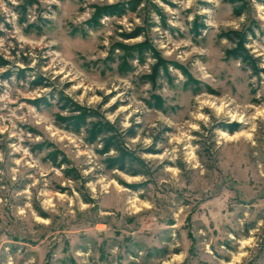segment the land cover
I'll use <instances>...</instances> for the list:
<instances>
[{"label": "rangeland", "instance_id": "rangeland-1", "mask_svg": "<svg viewBox=\"0 0 264 264\" xmlns=\"http://www.w3.org/2000/svg\"><path fill=\"white\" fill-rule=\"evenodd\" d=\"M0 264H264V0H0Z\"/></svg>", "mask_w": 264, "mask_h": 264}, {"label": "trees", "instance_id": "trees-1", "mask_svg": "<svg viewBox=\"0 0 264 264\" xmlns=\"http://www.w3.org/2000/svg\"><path fill=\"white\" fill-rule=\"evenodd\" d=\"M124 10H120L118 12V9H115V8H111L109 10H105L103 12H101V14H99L98 18H100L102 15H115V14H119L120 12H122ZM84 118L85 117H82V118H79L78 121H75V122H70L71 123V126H72V130L74 131H78V128L83 126L84 125ZM66 121H71V118L70 119H67ZM73 126H75V128H73ZM97 133H92V138H96L97 136ZM111 138L110 139H105V140H102V142L104 141V145H103V149L100 150L99 152L101 154H104V153H107L110 149L111 150H114L117 154L116 156H114L113 158H107L106 159V164H107V168L108 169H118L120 171H124V161L120 158V156H118V145L116 142L112 143L111 142Z\"/></svg>", "mask_w": 264, "mask_h": 264}]
</instances>
